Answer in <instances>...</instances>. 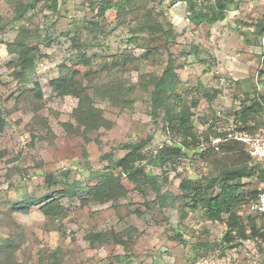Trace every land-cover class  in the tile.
I'll return each instance as SVG.
<instances>
[{"label":"rangeland","instance_id":"obj_1","mask_svg":"<svg viewBox=\"0 0 264 264\" xmlns=\"http://www.w3.org/2000/svg\"><path fill=\"white\" fill-rule=\"evenodd\" d=\"M28 1L0 0V111L5 118L0 131V246L10 237L19 240L16 257L27 264H44L49 252L56 253L58 264H264L260 238L235 234L224 240V222L209 220L202 207L191 208L193 197L179 187L182 180H198L204 187L218 176L213 158L222 155L212 140L230 132L231 124L239 121L248 136L262 134L258 116L243 124L233 111L253 85L263 88L264 33L255 29L264 16V0H228L219 13L215 0H192L196 12L211 18L206 21H191L188 0H132L123 15L114 8L100 14L103 0H55V8L49 7L53 0H41L13 19L17 6ZM144 17L148 24L171 29L168 47L159 35L150 42L146 33L130 31ZM20 27L30 31L27 42L37 52L27 81L13 66L16 55L9 50ZM83 51L93 60L75 68L88 73L83 85L111 122L86 138L63 126L74 124L77 98L58 95L50 84L64 70L61 64L70 66ZM123 55L130 58L127 69L111 64ZM168 55L179 75L175 104L189 109L200 139L174 162L150 167V155L177 140L165 131L163 113L153 115L151 104L150 78L160 75ZM36 83L42 96L33 105L19 97V90ZM107 85L117 87L124 101L97 95ZM220 108L222 116L217 115ZM139 142L141 156L134 166L159 176L163 199L149 184L128 181L114 166L128 152L126 144ZM211 146V159H202L198 154ZM249 162L264 168V163ZM109 171L120 176L121 189L105 201L96 199L92 192ZM263 185L256 177L244 179L237 193L260 191ZM218 192L214 187L213 193ZM47 197L59 203L54 218L39 208ZM20 202L30 205L27 212L13 208ZM239 212L243 224L254 218L264 230V217L250 206L242 205ZM111 231L123 233L126 244L91 243L88 238Z\"/></svg>","mask_w":264,"mask_h":264},{"label":"trees","instance_id":"obj_2","mask_svg":"<svg viewBox=\"0 0 264 264\" xmlns=\"http://www.w3.org/2000/svg\"><path fill=\"white\" fill-rule=\"evenodd\" d=\"M41 0H30L19 4L15 9L16 13L13 19H19L26 11L34 8L35 4ZM228 0H215V6L218 13L225 8V3ZM192 8V0H188ZM132 0H118L113 3L111 0H103L102 6L99 9V13L103 14L106 10L114 8L118 15L127 13L128 7H131ZM51 8L56 7V1L53 0L49 5ZM193 15L191 21H206L211 19L208 14L202 13L201 11L192 8ZM215 11V10H213ZM213 20L216 18H212ZM171 28V24H166ZM131 32L136 34L146 33L149 37L150 42L155 40V36L159 35L165 41V46L168 47L173 42V32L171 29H166L160 23L148 24L145 22V17L136 20L134 28L130 29ZM257 34L264 33V16L258 21L255 29ZM30 36V31L25 27H20L15 37V40L9 43V50L15 53L16 58L12 62L14 67L19 69V76L27 81V75L29 71L34 68L35 59L37 52L27 42ZM129 56L123 55L120 61L113 60L112 65H121L123 69H127L129 64ZM93 58L88 56L85 51L79 53L76 59L73 60L70 66L63 62L61 67L64 69L61 74L53 79L50 84L56 90L58 95H72L77 98V105L72 111V117L74 124L71 122H64L63 126L69 133L87 137V134L98 130L100 128H108L111 122L103 115L100 108L94 103L93 96L91 97L87 91L83 80L85 77H89L87 74H81L80 70L75 68V65L88 66L91 64ZM153 90L151 93V104L153 115L162 112V119L165 125V131L170 132L173 137L177 140L174 141L173 145L168 143L164 146L159 147L148 159L150 167L157 166L163 168L169 162H174L177 158L182 157L187 153L188 150L195 149L197 142H199L200 136L193 129V124L190 119V111L188 108L183 106H177L176 100L179 96L176 93V85L179 81V75L176 72L172 58L168 55L165 66L158 76L150 78ZM263 88L258 91L256 86L253 85L252 92L246 91L245 99L240 102V106L233 111V114H238L243 124H246L256 116L261 120V128L264 126V80L259 79ZM101 95H105L113 102L119 100L124 101L121 93L117 87L110 85L105 86L103 89H99L97 92ZM252 93V97L250 94ZM41 90L38 83L35 84L34 88H21L19 90V97L23 100H30L33 105H36L37 101L41 99ZM5 124V118L0 111V131ZM45 126V123L43 124ZM240 130H246V127H239ZM143 146V142L135 144H126L125 148L128 152L124 157L119 158L115 161L114 166L125 175L128 181L138 184H149L156 192V197L159 199L164 194L160 193L159 176L145 172L143 166H134V163L140 160V151ZM215 148V147H214ZM212 146L200 152L198 155L207 160L211 159L213 154ZM217 153L222 156H215L213 158L217 160L215 165L217 166L219 173L218 176L207 186L202 187L198 180L187 181L182 180L180 182V189L183 191L185 196H191L193 203L190 205L191 208L197 206L202 207L206 210L207 217L212 221H222L225 224V234L223 239L229 240L235 234L245 238L247 235L255 238H260L264 242V230L257 227L254 218H247V223H242L240 220L241 213L239 208L242 205L250 206L251 203L257 200L258 190H249L243 193H237L239 187L244 182V179H252L256 177L260 181H264V168L260 169L258 164L251 165L250 160H256L260 163L264 161L254 159L248 153L246 144L244 142L228 139L221 141L217 148ZM198 151V150H197ZM211 161V160H210ZM120 176H114L112 172H106L103 174V182L99 183L95 192H92V196L96 199L106 200L112 198L118 194L121 189ZM217 187L219 192L214 194L213 189ZM161 199V200H162ZM39 203L40 210L47 217H55L60 212L59 203L50 197L43 198ZM29 204L26 202H20L13 206L15 210L27 212ZM256 214L264 217V213L255 212ZM248 231V232H247ZM248 233V234H247ZM91 243L98 241L101 243L112 240L115 243L125 245V237L123 233L110 232H95L88 236ZM20 245L15 242L13 238L4 240L0 246V264H27L19 261L16 257V251ZM55 252H49L48 257L44 260V264H58Z\"/></svg>","mask_w":264,"mask_h":264},{"label":"built area","instance_id":"obj_3","mask_svg":"<svg viewBox=\"0 0 264 264\" xmlns=\"http://www.w3.org/2000/svg\"><path fill=\"white\" fill-rule=\"evenodd\" d=\"M221 79L223 80V78ZM219 110L217 115L222 116L221 108ZM209 120V122H212V118ZM238 122L231 124L230 132L226 133L224 137H217L212 140L215 148L218 147V143L221 141L235 139L246 144V149L252 158L264 161V126L261 128V135L248 136L243 130L239 129ZM250 208L255 212L264 213V185L258 194L257 200L250 204Z\"/></svg>","mask_w":264,"mask_h":264}]
</instances>
